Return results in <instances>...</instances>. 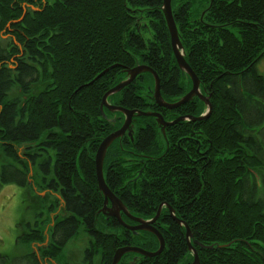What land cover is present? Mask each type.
<instances>
[{
  "label": "trees",
  "instance_id": "1",
  "mask_svg": "<svg viewBox=\"0 0 264 264\" xmlns=\"http://www.w3.org/2000/svg\"><path fill=\"white\" fill-rule=\"evenodd\" d=\"M161 5L162 0H0V188L12 183L31 189V180L58 192L61 198L54 196L57 205L50 206L45 196L35 195L32 217L43 224L45 208L50 213L63 205V214L54 217L55 255L80 228L88 229L89 245L78 264H95L97 255L98 264H111L114 248L123 243L145 249L157 243L114 221V245L104 246L110 236L94 231L99 219L106 221L97 212L102 196L94 156L102 138L120 124L108 122L106 116L117 111L104 107L103 116L100 104L126 77V68L150 66L165 101L191 88L172 52ZM171 8L184 58L212 106L201 125L212 141V163L191 174L177 144L162 152L161 135L179 124L162 134L155 116L135 115L132 137L116 139L106 152L105 182L111 190L152 192L146 210L157 206L163 190L178 192L168 199L174 209L182 208L176 216L187 219L201 244L213 246L197 248L199 264H264V74L256 67L264 58V0H171ZM153 87V75L142 72L107 100L143 111L205 109L198 97L170 110L161 107ZM128 157L146 163L135 188L126 182L137 174L135 166H122ZM114 159L115 177L109 171ZM135 197L131 211L142 206ZM163 218L170 228L159 231L167 243L160 256L191 260L184 228L165 213ZM36 237L43 239L42 228ZM30 251L0 257V264H41ZM167 257L165 264H171ZM127 263L121 258L117 264Z\"/></svg>",
  "mask_w": 264,
  "mask_h": 264
},
{
  "label": "flooded vegetation",
  "instance_id": "2",
  "mask_svg": "<svg viewBox=\"0 0 264 264\" xmlns=\"http://www.w3.org/2000/svg\"><path fill=\"white\" fill-rule=\"evenodd\" d=\"M41 1L45 2V0H41ZM151 112H157V111H151ZM158 112H160V111H158ZM160 113L166 122H170V121L176 119L177 117L183 116V115L198 116L200 114V113H180L177 111H175V112L164 111V112H160ZM168 115H171V118H167ZM124 118L125 117H124V114L122 112H118V111L117 112H110L106 116V120L108 122L117 123V121H120V124L116 128H114L113 130L110 129V132L118 129L122 125ZM134 118H135V115L132 117L131 124H130L131 127L133 125V119ZM207 119H208V117L204 118V119L185 118V119L179 120L178 122H176L174 124V125L179 124V128H177V130L175 132L171 133L170 135H167V134L161 135L163 143H164V149L162 150V152L167 153L169 148L171 147V145H173L174 143L177 144L179 146V148L182 151H184L185 155L189 159V163L186 164V167H187V170L193 175H196V172L198 169H204L207 165H210L212 163V155H213L212 141H211L209 136H207V135L205 137L203 136V134H202L203 129L201 126L205 121H207ZM211 123H212V121L209 120L208 124H211ZM168 127H170V126L167 125L165 127V131L167 130ZM209 128H212V127L209 126ZM209 132H211V131L209 130ZM124 135L129 136L127 134V132H125L123 134V137H124ZM116 163H117L116 159L111 161V165H110L111 168L109 170V171H111L110 175H112L114 177L116 175L115 170L118 169V166L116 165ZM141 163H142V159L137 160L136 157H128L127 160L122 163V166H124V169L126 166L127 170H130V169L132 170V167L135 166L133 168V170L137 171V174L135 176L129 177L126 180V182H129L130 184H132L133 187H134L133 184H134V182L136 183L137 178L140 175L144 174V172H145L146 163H143V164H141ZM129 165H131V166H129ZM169 173H167L168 177H169ZM165 176L163 178L164 181H165ZM160 178H162V176H160ZM145 179L148 180L149 177L145 176ZM139 183H141V182H139ZM30 184H31V181L29 182L28 186H30ZM163 187L170 188V187H167L166 185H163ZM114 188L115 187H113V189ZM28 189L29 188L26 187V192H23L22 189L18 190L17 207L19 208V212L17 213L16 219L13 223L14 233H15L14 234L15 235V238H14L15 253H12V251L11 252L2 251L0 249V257L5 259V257L7 255L22 254L24 251H30V249H32L33 254L38 258V260L40 261L41 264H54L55 260L58 259L57 257L59 255V254H56V255L54 254V241L52 239L53 228H54V224H55V222H54L55 218L54 217L57 216L59 214V212L63 209V205H61L59 207L61 209L58 208L57 211L49 213L50 215L52 214L51 215V221L47 223L46 229L44 230V234H45L44 241L39 242V240H41V239L34 238L37 235V221L33 217H30V216H33L32 211H34V208L37 209L36 202L31 197V194L33 195L34 191L31 190V192L29 193ZM46 190H48V189L46 188ZM111 191L113 192V194L118 199L121 200V202L123 203V205L125 206V208L128 210V212L131 215H133L134 217L142 218L143 220L151 219L155 215L159 205L161 204L162 206H161L160 214H159L158 218L152 223V226H154L158 231H161V230L166 229V228H170L169 223L166 222L164 218L161 219L162 214L165 213L166 215L170 216V218H172L171 217V209H172L174 213L177 212L178 214L181 215L182 208H179V206L177 204H175L176 208L174 209L170 205L171 201L168 200V199H171L172 197L179 195V193L175 192V190H169V189L163 190L164 196H163V198H161L158 201L157 206L153 210L152 209L151 210L144 209V204L147 201L151 202V200H149V197L151 195H153L152 192H149V191H136L135 192V191H130L128 189H126V190H120L119 189V191L118 190H111ZM49 193L50 194L52 193L55 197L61 198L58 192H49ZM100 194L102 196V203L98 207L97 212L104 205V194L102 192H100ZM135 196L141 197L139 199L141 200L140 204L142 206H140L139 208L133 209L134 211H131L129 204H130V201L132 199L136 198ZM23 200L25 201L24 206H22ZM152 202H154V201H152ZM106 207L107 208L112 207L110 200L107 202ZM24 209H27L29 212L24 214L23 213ZM39 209L42 210V208H39ZM185 210H187V209H185ZM107 212H110V209H107L106 213H103L102 211L98 212V213L103 215V217L106 221L99 219V223H97L95 225L94 231L97 235H105V234L109 235L110 237H107V240H105L106 244L104 243V246L107 247V245H112L111 247H108V248H112L114 244L112 243L111 236L114 238V235H113L114 221L118 225H120L121 227H123L125 229H127V228L124 227L123 225H121L114 216L107 214ZM120 214L122 216V219L124 220V222L127 225H131V226L140 225V223L138 221L127 216L124 211L120 210ZM147 215H149V216H147ZM180 219L183 223L185 222L188 225V223L186 222L187 219H185L183 217H180ZM172 220H174V219L172 218ZM177 224H179V223H177ZM13 225H12V227H13ZM179 226H181V228L182 227L184 228L183 224H179ZM188 227H189V232L191 233V236L189 239H190L192 246L195 248L196 252H197V248L205 249V248H212L213 247V246L212 247H206L208 245H205V244H202V246H200L199 245L200 242L194 237V234L191 231V227H193V226L188 225ZM127 230H129V229H127ZM83 231H84V233L89 235L88 229L85 228V230H83ZM183 231H184L183 238H184V242L186 244V250L191 256V260H189V261L186 260V256H178V255H171L169 257H167L166 255L160 256L164 247L167 246V243L164 240V238H163L164 247L160 251V253H158L157 255L144 256V255H141L139 253L128 252V253L124 254L121 258H125V260L128 261L127 264H165L166 257L171 262V264H193L194 252L192 249L188 248L186 238H185V233H186L185 228L183 229ZM130 232L134 233V234H138V235L140 234L144 238H146L148 235H152L155 238L157 243L154 247L147 248V249L143 248L141 245L123 243V244L119 245L118 247H115L114 248L115 250L119 247H122V246H137V247H140V248L147 250L149 252H153V251H156V249L158 248V245H159L158 239L153 232H151L147 229H136L135 232L130 230ZM173 243H174V241H173ZM88 245H89V240L87 242V245L85 247H83V249H82V251H83L82 257H83L84 251ZM64 247L65 246L63 245V247H61V249L59 250L58 253H61ZM115 250H114V252H115ZM114 252H113V254H114ZM197 255H198V253H197ZM82 257H81V260H82ZM43 258H47L46 259L47 263L43 260ZM96 258H97V260H99L98 255L96 256ZM198 260H199V257H198ZM57 264H63V263L57 262Z\"/></svg>",
  "mask_w": 264,
  "mask_h": 264
},
{
  "label": "water",
  "instance_id": "3",
  "mask_svg": "<svg viewBox=\"0 0 264 264\" xmlns=\"http://www.w3.org/2000/svg\"><path fill=\"white\" fill-rule=\"evenodd\" d=\"M161 9H162L163 16H164V19H165V22H166V25H167V28L169 31L170 44H171L172 52L174 54L176 62L178 64L179 68L182 71H184L186 73V75L191 79L192 86L187 93L182 95L177 100L171 101V102L165 101L163 99V97L161 96V93H160V82H159V77L156 74V72L150 66H148L146 64H137L133 67L126 68L125 69L126 77L123 80H121L120 82H118L115 86L108 89L102 96V100H101V104H100V109H101L102 113H103V108L106 107L111 111L122 112L124 114L125 118H124L122 125L117 130L107 134L104 138H102V140L100 141L98 148L96 150L95 156H94L97 186H98L99 191L104 194V205L102 206V208L100 210H98V212L102 211L103 213H106V210L110 209V212H107V214L114 216L121 225H123L127 229L134 231V232L136 229H147L156 235V237L158 239V243H159L158 248L156 249V251H153V252H149V251L144 250V249L137 247V246L119 247L115 250V252L112 256L111 264H117L118 261L120 260V258L128 252H135V253H139V254L144 255V256L157 255L158 253H160V251L164 247V240H163L161 233L154 226H152V223L158 218V216L160 214L161 206H162L161 204L159 205L155 215L151 219L143 220L142 218L134 217L133 215H131L128 212V210L125 208V206L123 205L121 200L118 199L113 194L111 189L107 186V184L104 180V175H103V163H104V158H105V154L107 152L108 147L111 145V143L115 139L122 136L126 131L131 136L132 129H131L130 124H131L132 117L134 115H136V116H141V115L155 116L157 123L159 125H161L162 133H164L165 126L176 123L179 120H182L185 118H191V119L207 118L210 115L211 108H212L211 103L209 101V95H204L201 93V91L199 89V85H200L199 79L184 58V53L182 50V44L180 42L178 30H177L176 23L174 21L173 14H172L171 0H162ZM142 72H149L153 75V78H154L153 97L155 99V102L159 106L167 108V109H172V108L178 107V106L190 101L195 96H197L204 102V105H205L204 113L199 115V116L183 115V116L177 117L176 119H174L170 122H166L163 119V116L161 115V113H159V112L143 111V110H139L136 108H133V109L125 108V107H122L119 105L110 104L108 102L107 98L109 95L120 91L123 87H125L126 85L131 83L136 78V76ZM103 116H105L104 113H103ZM134 186H135V183H134ZM109 200L111 201V204H112L111 208L106 207V204ZM120 210L124 211L127 216L138 221L140 223V225H136V226L127 225L124 222V220L122 219V216L120 214ZM171 217L177 223L184 225V228L186 231L185 238H186L188 248L192 249L194 252L193 264H199L197 252L195 251V248L192 246L190 239H189L191 236V233L189 232L188 225L185 222L183 223L181 221V219L177 218V216L175 215V213L173 212L172 209H171ZM199 245L202 246V244H200V243H199ZM206 247H212V245H208Z\"/></svg>",
  "mask_w": 264,
  "mask_h": 264
},
{
  "label": "rangeland",
  "instance_id": "4",
  "mask_svg": "<svg viewBox=\"0 0 264 264\" xmlns=\"http://www.w3.org/2000/svg\"><path fill=\"white\" fill-rule=\"evenodd\" d=\"M3 37H6L3 36ZM257 70L264 74V58L260 59L256 64ZM21 152V151H20ZM22 153V152H21ZM1 155V153H0ZM7 160V159H4ZM30 167V166H29ZM32 174V168L30 167V171L28 172V176L30 177ZM31 181V180H30ZM38 183L32 182L30 185V190L28 189V192L30 193L31 190H34V194H31V197L33 200L37 203V200L35 198V195H38L40 197H44V202L46 206H50L52 204L57 205L56 198L51 193L48 194V190L43 189L42 187H38ZM37 188V189H36ZM23 192H26V187L23 188L21 186H17L15 184L9 183L4 185L2 188H0V249L2 251H8L12 253H15L14 250V221L16 219V215L19 212V208L17 207L18 202V190H21ZM53 195V196H52ZM30 198V197H29ZM25 205V201L23 200L22 206ZM63 210L60 211V214H63ZM29 211L27 209H24V214L28 213ZM46 213V214H45ZM45 213L41 212L42 217H45L43 224H39L37 222V231L38 229L44 230L46 229L47 223L51 220V215L49 214V210L45 208ZM20 217V216H19ZM32 217V216H30ZM178 218V217H177ZM180 219V218H179ZM13 225V227H12ZM36 239H41L39 237H36ZM45 238V234L42 240H39V242H43ZM89 238L86 233L80 228L78 233L69 239L65 247L63 248L62 252L58 255V259L55 260L54 264H57V262L61 263H71V264H78V261L80 260L82 256V249L87 245ZM108 247H111L112 245H107ZM40 254V253H39ZM47 258H43V260L46 262ZM121 259V258H120ZM47 263V262H46ZM95 264H98L96 262Z\"/></svg>",
  "mask_w": 264,
  "mask_h": 264
},
{
  "label": "bare ground",
  "instance_id": "5",
  "mask_svg": "<svg viewBox=\"0 0 264 264\" xmlns=\"http://www.w3.org/2000/svg\"><path fill=\"white\" fill-rule=\"evenodd\" d=\"M104 175V174H103Z\"/></svg>",
  "mask_w": 264,
  "mask_h": 264
}]
</instances>
